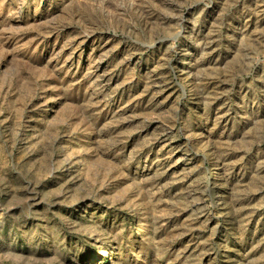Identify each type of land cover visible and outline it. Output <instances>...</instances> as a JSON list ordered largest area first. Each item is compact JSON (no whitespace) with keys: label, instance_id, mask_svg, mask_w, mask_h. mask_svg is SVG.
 <instances>
[{"label":"rangeland","instance_id":"374dc122","mask_svg":"<svg viewBox=\"0 0 264 264\" xmlns=\"http://www.w3.org/2000/svg\"><path fill=\"white\" fill-rule=\"evenodd\" d=\"M0 264H264V0H0Z\"/></svg>","mask_w":264,"mask_h":264}]
</instances>
